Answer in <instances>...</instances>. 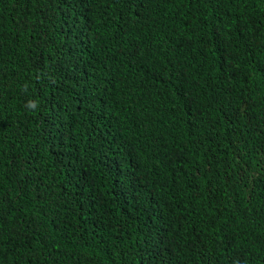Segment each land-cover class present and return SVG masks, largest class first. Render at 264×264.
I'll use <instances>...</instances> for the list:
<instances>
[{"label": "trees", "instance_id": "trees-1", "mask_svg": "<svg viewBox=\"0 0 264 264\" xmlns=\"http://www.w3.org/2000/svg\"><path fill=\"white\" fill-rule=\"evenodd\" d=\"M0 264H264V0H0Z\"/></svg>", "mask_w": 264, "mask_h": 264}, {"label": "clouds", "instance_id": "clouds-1", "mask_svg": "<svg viewBox=\"0 0 264 264\" xmlns=\"http://www.w3.org/2000/svg\"><path fill=\"white\" fill-rule=\"evenodd\" d=\"M26 108L31 110V111H37L38 110V103L34 100H29L26 103Z\"/></svg>", "mask_w": 264, "mask_h": 264}]
</instances>
